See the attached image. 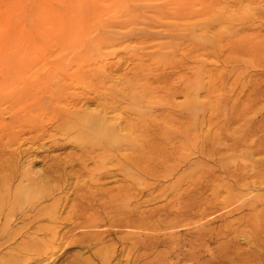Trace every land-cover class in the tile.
I'll return each instance as SVG.
<instances>
[{"label":"rangeland","instance_id":"rangeland-1","mask_svg":"<svg viewBox=\"0 0 264 264\" xmlns=\"http://www.w3.org/2000/svg\"><path fill=\"white\" fill-rule=\"evenodd\" d=\"M0 264H264V0H0Z\"/></svg>","mask_w":264,"mask_h":264},{"label":"bare ground","instance_id":"bare-ground-1","mask_svg":"<svg viewBox=\"0 0 264 264\" xmlns=\"http://www.w3.org/2000/svg\"><path fill=\"white\" fill-rule=\"evenodd\" d=\"M67 114H69V113H67ZM35 124H36V123H35ZM36 126H37V124H36ZM36 135H37V134H36ZM36 137H37V136H36ZM86 154H87V153H86ZM87 155H89V153H88ZM6 184H7V183L4 182V183H3V187H4ZM3 187H2V188H3ZM3 189H4V188H3ZM6 189H7V187L5 188V190H6ZM3 192H6V191H3Z\"/></svg>","mask_w":264,"mask_h":264}]
</instances>
